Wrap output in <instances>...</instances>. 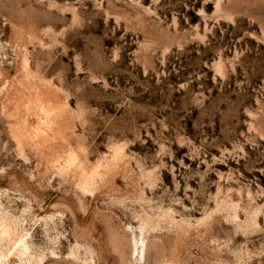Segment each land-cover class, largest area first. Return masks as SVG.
I'll list each match as a JSON object with an SVG mask.
<instances>
[{"label":"rangeland","instance_id":"374dc122","mask_svg":"<svg viewBox=\"0 0 264 264\" xmlns=\"http://www.w3.org/2000/svg\"><path fill=\"white\" fill-rule=\"evenodd\" d=\"M0 264H264V0H0Z\"/></svg>","mask_w":264,"mask_h":264}]
</instances>
